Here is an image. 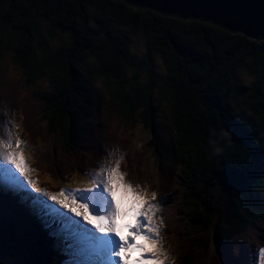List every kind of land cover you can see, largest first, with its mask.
<instances>
[{"label":"trees","instance_id":"obj_1","mask_svg":"<svg viewBox=\"0 0 264 264\" xmlns=\"http://www.w3.org/2000/svg\"><path fill=\"white\" fill-rule=\"evenodd\" d=\"M122 28L144 37L141 59L130 52ZM44 36L62 40L46 47ZM4 52L20 68L10 105L20 111L25 154L34 168L80 170L83 154L72 162L70 154L87 144L84 132L96 117V73L121 117L138 119L150 131L149 144L163 157L154 155V160L178 165L177 189L184 191L176 200L191 223L187 234H177L183 246L191 247L184 264H238L259 242L264 232V41L122 0H0V57ZM154 55L165 69L161 85L150 69ZM239 70L249 78L242 96L237 94ZM41 77L45 90L19 93ZM162 102L174 148L161 154L156 112ZM31 119L43 133L30 126ZM132 148L123 144L121 149ZM137 152L148 168L145 155ZM126 158L131 170L136 157L129 152ZM219 173L230 177V188L218 182ZM64 177L55 176L60 182ZM25 204L23 196L0 190V264L51 262L40 243L44 226ZM205 241L209 249L214 243L212 251Z\"/></svg>","mask_w":264,"mask_h":264},{"label":"rangeland","instance_id":"obj_2","mask_svg":"<svg viewBox=\"0 0 264 264\" xmlns=\"http://www.w3.org/2000/svg\"><path fill=\"white\" fill-rule=\"evenodd\" d=\"M93 29L94 28L91 27L92 31ZM121 30H123V32L127 37L130 52L133 54V56L136 59H141L145 51V41L142 34L130 33L123 28ZM61 40H62V36H58L57 38L52 40L44 36V38L42 39L46 47H53L55 46L56 43H58ZM85 65L88 68L92 69L90 60H87ZM150 69L153 75L155 76L156 80L158 81L157 84L161 85L165 79V69L158 55L153 56V59L150 64ZM141 72L143 73L141 76H144L145 74L144 68H142ZM19 77H20V68L13 62V60L10 57V54L4 52L0 57V136L5 135V132L3 130V125L7 124L8 127L11 128L13 132V136H12L13 141L15 142L17 138L21 141V144L18 147H19V151L22 154L21 155L22 162L25 166V170L26 173L28 174L29 179L31 180L34 179L36 183L39 184V187L40 189L43 190V192L52 193L53 195L60 194V191L62 189L59 185L60 183H63L64 186L71 187L70 189L84 188L88 186V177L85 175V173H90L94 171L98 172L99 165L101 164H104L105 166H109L110 164H115L117 159H119V156L121 154L120 149L122 148L123 144L133 146L134 148H132L130 151H127V153L130 152V156L136 157V159L130 163L131 174H129L130 170L128 169L121 171L122 173H124V180L128 183H130L132 180H135V182H137V180L139 181L145 180L143 182L145 184L146 181H148L149 185L152 187V190L157 192V196H155L156 197L155 200L151 201L157 206L154 213L157 220L155 221V223L161 230L160 227L162 221L160 218L161 216L165 215L167 219V224L165 225L164 228L170 231L167 233V239L169 243L173 244L175 248H177L175 250H170L173 254L172 255L170 253H166L165 247L162 246L164 248L163 249L164 258L167 260V264H173L171 258H177L178 260H181L184 254L190 251L191 247L189 245L183 246L182 240L178 238L179 236H177L176 227L174 228L173 226L178 222H182L183 225L181 226V232L187 234V231L191 227V223L189 222L190 217L186 213V208L180 205L181 200L180 199L176 200V197L179 196V194H181L180 188H179L180 191L179 194L177 192L178 182L181 181L178 177L179 174H177L179 173V169L175 160L173 161H165L164 159H160L159 161L154 160V155H158L159 158H161L162 156L159 155L158 152H154L152 146L149 144L150 131L146 130L143 127V124L138 119L132 121L121 117L120 113L118 112L115 106L116 104L115 99L112 97L111 92L107 90V87L102 82V79H100L99 76L95 73V79L93 83L97 89V94H98L97 107H95L96 117L93 118L91 124L87 127V130L84 132L85 137H87L86 140L87 144L81 146V148L79 149V154H77L78 151L77 153L73 152L70 154V159H71L70 162L74 160L76 161L77 160L76 158L80 157L83 154L80 163L82 162V166L84 167L87 166L86 167L87 171L81 168L80 170L75 169L73 172L70 173V171L67 172L68 166H60V169H58L57 167L52 168L51 170H49L51 172H47L48 168L46 167L43 168L44 171L38 168H34L30 164L29 160H27L28 157L24 154V151L26 149V144L24 141V136L20 134L19 123L17 121L20 111L14 112L12 106L10 105L12 101L11 91L16 90L18 88L17 82L19 80ZM248 82H249V78L244 74V72H242V70H239L238 85H237L238 96H242L246 93L247 91L246 84ZM47 87L48 84L46 78L41 77L35 80V82L30 83L28 86L23 87V89H19L20 91L19 93L26 95L29 93L28 91L45 90ZM156 113H157V119L159 125L158 129L161 135V143L159 144L158 149L162 151L161 154L165 152L172 153V150L174 148V144H173L174 135H173L172 127L170 125L169 117L167 115L166 106L165 104H163V102L161 103V106L157 109ZM36 122H37L36 119L35 122L34 119L33 120L31 119L30 123L32 124L30 126H32L33 129L37 131V133H43L44 132L43 128H40V130L38 131L37 126L36 127L34 126L36 125ZM13 124H15L14 128H12ZM261 134H262V139L264 140V130H262ZM15 147L17 146L14 143V148ZM137 151H140L142 155H145V157L147 158V160L145 161L148 164V168L147 167H145V169L138 168V166L142 164L144 161L139 159V156H136V154H138ZM108 153H112V156L109 157L107 155ZM123 164L125 165V160L123 161ZM158 165L160 169L158 168ZM8 167L10 168V166ZM2 169L4 171V166L0 164V173ZM58 173L61 174L62 176H64V174H67V177L66 178L64 177L63 179H61L62 177L59 178L62 181L60 182L55 178L56 174ZM12 174L15 177V179H19V182H22V184L24 185L25 184L28 185L25 188L21 189V193L25 197L27 203L31 204V207L33 208L36 207L37 209H39L41 214H43V216L45 217V220L50 217L48 215L51 214L50 212L55 213L56 210L61 211V214L56 213L57 222L59 221L60 218H63L65 223L64 225L67 227L71 226L74 220L77 219L73 213L68 212L67 209L61 208L60 205L55 203V201L48 200L47 196L32 190L31 189L32 186L29 185L24 180V178L21 177L18 173H15L14 171V173ZM17 175L20 178H16ZM3 179L6 181L8 179L6 178L4 172L0 177V181L4 182ZM158 182H160V185L157 187ZM144 188L147 189L145 190ZM140 189L147 192L149 187L144 186L143 188ZM36 198L39 200L37 201ZM169 204H171V206H169ZM168 217H170L169 221H168ZM69 218L70 220H72L71 221L72 223L65 221L68 220ZM80 221L83 224H85V226H88L85 223V221L82 219V217H80ZM46 224L48 227H51L53 229L52 231H55L57 229V227H55V224L54 226H52V223H49L48 220L46 221ZM85 226H83V229L86 228ZM59 229L57 230L61 231V233L64 234L63 232L66 229L65 230L62 229L59 230ZM174 230L175 233H173ZM256 230L258 231V227H256ZM251 233L253 234V232ZM68 239L69 238H67L65 242L63 240L59 241V243L61 245L67 244L69 241ZM80 239L84 240L83 237H80ZM213 244L211 243L209 249L208 244L205 241V245L211 251L213 249ZM76 247H75L76 249L75 251H77L78 248H81V246H78V248ZM261 247H264V243H261L256 247L255 251L253 252L254 258L250 259L251 262L254 261L255 264H260L259 249ZM206 255L208 257L210 256L209 254ZM72 261H73V257L71 258L65 257L62 258V260H60L59 263L73 264Z\"/></svg>","mask_w":264,"mask_h":264},{"label":"snow or ice","instance_id":"obj_3","mask_svg":"<svg viewBox=\"0 0 264 264\" xmlns=\"http://www.w3.org/2000/svg\"><path fill=\"white\" fill-rule=\"evenodd\" d=\"M14 127L15 124L12 125ZM3 130L5 135L0 136V164L4 166L9 180L15 179L12 175L14 170L34 191L47 196L48 200L55 201L76 217H82L94 229V232L82 229L87 240L105 256L118 258L115 264H129L128 254L131 252L137 253L132 264H167L160 242V229L155 223L157 206L151 202L156 198L155 193H147L139 185L126 182L124 173L119 170V159L109 166L99 165L98 172L85 173L87 187L62 188L59 195H53L35 187L22 162L18 147L21 141L18 138L13 141V132L7 124L3 125ZM107 155L111 157L112 153ZM89 210L93 215H89ZM259 257L260 264H264V247L259 249Z\"/></svg>","mask_w":264,"mask_h":264},{"label":"water","instance_id":"obj_4","mask_svg":"<svg viewBox=\"0 0 264 264\" xmlns=\"http://www.w3.org/2000/svg\"><path fill=\"white\" fill-rule=\"evenodd\" d=\"M133 7L149 9L183 20H201L232 33L264 41V0H122ZM224 178V180H223ZM218 182L230 188L231 179L219 173Z\"/></svg>","mask_w":264,"mask_h":264},{"label":"bare ground","instance_id":"obj_5","mask_svg":"<svg viewBox=\"0 0 264 264\" xmlns=\"http://www.w3.org/2000/svg\"><path fill=\"white\" fill-rule=\"evenodd\" d=\"M3 171V169L1 170V172ZM12 173H14V171L12 170ZM2 174H3V172H2ZM13 175V174H12ZM1 177V176H0ZM7 178V177H6ZM17 178H19L18 176H17ZM4 180V179H3ZM6 180H4V182H5ZM7 181H8V183H10L11 182V180H9V179H7ZM14 181V180H13ZM0 183H1V181H0ZM15 200V199H14ZM36 200L38 201L39 199H37L36 198ZM35 209H36V212H37V208L35 207ZM51 214H48L50 217L47 219L48 220V222L49 223H52V226H54V224H57V218H56V213L57 214H61V211H59V210H56L55 211V213H53V212H50ZM89 215H93V212H92V210H89ZM37 219H38V223L39 222H41L42 221V223H44L43 222V215H41V214H37ZM47 220H44L45 222L47 221ZM66 222L68 221V222H71L72 220H70V218L68 219V220H65ZM56 222V223H55ZM120 221H118V223H119ZM58 223H60V225H63V227H67V226H65L64 224V220H63V218H60L59 219V221H58ZM72 223V222H71ZM83 226L84 225H80L79 223H78V221H77V223L76 222H73L72 223V231H71V234L70 235H75L76 237H72L71 236V239H77L78 238V240H80L79 239V237H83L84 238V240H82L83 241V243H84V245L83 246H81V248H78V253H77V257L79 258V260H81L83 263H81V264H115V262H116V258H112V257H107V256H105L103 253H102V251L100 250V249H98L97 247H95L92 243H90L88 240H87V238H86V233H84L83 231H82V229H83ZM86 227V226H85ZM87 229H89V230H91V231H93L92 229H90V228H88V227H86ZM59 230H61V228L59 229ZM70 230H71V228H70ZM33 231V230H32ZM47 231H49L48 230V228H47ZM172 231V230H171ZM175 231V230H174ZM34 232V231H33ZM94 232V231H93ZM168 232H170L169 230H167L166 231V240H167V233ZM37 233V232H36ZM37 235V234H36ZM39 236V235H38ZM34 237V236H33ZM54 237H52V239H53ZM40 243H42V242H40ZM179 243V242H178ZM163 248V247H162ZM51 253L53 254V256H55V257H59L60 256V254L58 253V251L55 249V248H52L51 249ZM129 255V257H130V259H134L135 260V257H136V255H137V253L136 252H131V253H129L128 254ZM77 260V263L76 264H80V263H78V259H76ZM237 261V260H236ZM204 262V261H203ZM232 262V261H231ZM234 263V262H233ZM50 264H54V263H52V262H50ZM225 264V263H224ZM237 264V263H236Z\"/></svg>","mask_w":264,"mask_h":264}]
</instances>
